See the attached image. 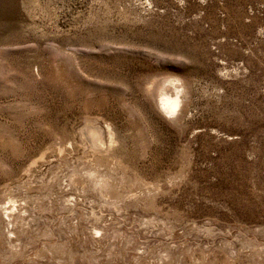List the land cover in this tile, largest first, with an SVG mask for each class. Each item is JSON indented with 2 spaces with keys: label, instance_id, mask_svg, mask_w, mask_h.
I'll use <instances>...</instances> for the list:
<instances>
[{
  "label": "rangeland",
  "instance_id": "rangeland-1",
  "mask_svg": "<svg viewBox=\"0 0 264 264\" xmlns=\"http://www.w3.org/2000/svg\"><path fill=\"white\" fill-rule=\"evenodd\" d=\"M0 264H264V0H0Z\"/></svg>",
  "mask_w": 264,
  "mask_h": 264
},
{
  "label": "bare ground",
  "instance_id": "bare-ground-1",
  "mask_svg": "<svg viewBox=\"0 0 264 264\" xmlns=\"http://www.w3.org/2000/svg\"><path fill=\"white\" fill-rule=\"evenodd\" d=\"M162 106H163V109L165 110V112H167V113H171L173 110H175L174 105H169V104H167V102H165Z\"/></svg>",
  "mask_w": 264,
  "mask_h": 264
}]
</instances>
